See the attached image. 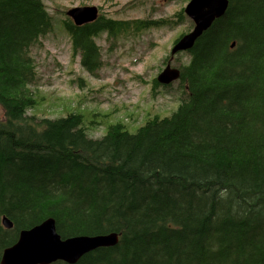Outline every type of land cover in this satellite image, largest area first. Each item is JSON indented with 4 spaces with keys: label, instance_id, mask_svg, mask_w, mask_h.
Segmentation results:
<instances>
[{
    "label": "trees",
    "instance_id": "trees-1",
    "mask_svg": "<svg viewBox=\"0 0 264 264\" xmlns=\"http://www.w3.org/2000/svg\"><path fill=\"white\" fill-rule=\"evenodd\" d=\"M179 2L153 20L116 11L78 26L66 16L63 30L97 76L105 62L100 37L188 22ZM53 30L43 0H0V264L21 230L50 217L63 238L119 235L117 245L76 264H264V0H231L178 55L174 110L115 105L100 113L107 129L99 137L81 113L36 108L33 50ZM160 48L152 42L141 73L133 72L152 94L172 89L143 76L168 62Z\"/></svg>",
    "mask_w": 264,
    "mask_h": 264
},
{
    "label": "rangeland",
    "instance_id": "rangeland-1",
    "mask_svg": "<svg viewBox=\"0 0 264 264\" xmlns=\"http://www.w3.org/2000/svg\"><path fill=\"white\" fill-rule=\"evenodd\" d=\"M43 1L52 18L54 30L44 35L33 50L39 75L38 85L31 88L37 102L36 108L42 107L46 113L54 116L67 112L81 113L88 121L90 134L99 137L107 129L99 115L110 112L115 105L125 108V105L139 103L142 108H155L161 110L162 114H169L178 106L176 84L169 92L157 88L152 94L150 87L138 86L133 80V72L141 73L152 42L160 44L159 53L170 55L175 39L187 29L188 22L170 23L159 32L151 29L137 37L109 39L103 35L98 43L104 49L105 62L97 76H92L82 67L80 57L74 56L63 30L66 18L63 13L74 7L97 6L101 15L106 17L119 11L141 20H153L167 17L174 0H147V6L142 3L143 0L136 3L134 0ZM153 2L154 9H148ZM112 42L116 46L110 50ZM160 70L149 71L143 75L144 79L156 78ZM4 119L5 113L0 105V120Z\"/></svg>",
    "mask_w": 264,
    "mask_h": 264
},
{
    "label": "water",
    "instance_id": "water-1",
    "mask_svg": "<svg viewBox=\"0 0 264 264\" xmlns=\"http://www.w3.org/2000/svg\"><path fill=\"white\" fill-rule=\"evenodd\" d=\"M230 0H190L185 13L194 21L191 32L181 37L171 49V60L157 76V82L171 85L181 77V70L172 66L178 53L192 50L197 41L212 25L226 14ZM67 15L78 26L95 22L99 18L96 6L72 8ZM235 44H232V48ZM6 229L13 228V222L4 218ZM119 243L117 233L103 235H79L64 239L58 232L54 218H48L40 225L19 232L17 242L4 249L2 264H53L61 261L78 263L85 255L103 247Z\"/></svg>",
    "mask_w": 264,
    "mask_h": 264
},
{
    "label": "bare ground",
    "instance_id": "bare-ground-1",
    "mask_svg": "<svg viewBox=\"0 0 264 264\" xmlns=\"http://www.w3.org/2000/svg\"><path fill=\"white\" fill-rule=\"evenodd\" d=\"M223 16H224V15H223ZM223 16H222V17H223ZM222 17H221V18H222ZM221 18H220V19H221ZM4 218H7V217H4ZM4 218H3V219H4ZM7 219H9V218H7ZM35 227H36V226H35ZM1 264H2V261H1Z\"/></svg>",
    "mask_w": 264,
    "mask_h": 264
}]
</instances>
